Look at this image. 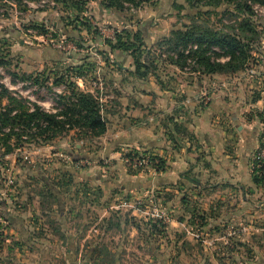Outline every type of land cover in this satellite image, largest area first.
<instances>
[{
    "label": "rangeland",
    "instance_id": "obj_1",
    "mask_svg": "<svg viewBox=\"0 0 264 264\" xmlns=\"http://www.w3.org/2000/svg\"><path fill=\"white\" fill-rule=\"evenodd\" d=\"M249 4L260 34L253 59L244 71L206 75L191 61L172 65L167 40L194 19L221 28L234 3L129 0L111 9L100 0H0V55L11 62L0 74L12 96L55 113L70 81L110 97L109 108L139 111L113 106L104 116L120 123L108 121L98 138L71 131L0 149V264H264V7ZM118 37L131 52L111 49ZM137 58L145 77L136 76ZM80 67L83 80H62ZM207 110L226 138L189 133V146L181 143L175 126L187 132L188 117ZM131 121L155 138L110 139ZM183 149L189 167L176 160ZM175 172L188 180L175 181Z\"/></svg>",
    "mask_w": 264,
    "mask_h": 264
},
{
    "label": "trees",
    "instance_id": "obj_2",
    "mask_svg": "<svg viewBox=\"0 0 264 264\" xmlns=\"http://www.w3.org/2000/svg\"><path fill=\"white\" fill-rule=\"evenodd\" d=\"M111 9H122L129 0H100ZM217 4L225 1L234 3L235 12L227 11L223 14L221 28L209 25V20L194 19L185 32H175L167 40L169 59L172 65L184 69L191 61L195 71L206 75L234 74L244 71L253 59V45L260 40V34L254 22L247 18L254 12L249 0H216ZM264 7V0H255ZM242 14L244 18H237ZM87 23L85 27H87ZM118 37L116 43L110 44L114 52H131V44L122 42ZM219 50L222 54L214 51ZM188 52V53H187ZM215 56V57H214ZM136 76L145 77L141 73L143 68L140 58L136 61ZM11 62L6 56L0 55V67L7 68ZM13 77H17L9 72ZM83 67L71 71L65 70L62 80L85 78ZM0 74V149L6 154L13 153L15 148L22 143L24 137L39 138L52 141L65 133L76 131L81 136L98 138L107 132L108 120L105 107L100 97L90 91H83L77 84L69 83L67 95H60L63 109L55 113L46 111L40 105L26 106L24 101H19L2 84ZM6 97L8 104L2 107V100ZM178 133L186 135L184 127L176 125ZM7 132V133H6ZM18 141L12 144V140ZM17 145V146H16ZM256 183L259 179L256 178Z\"/></svg>",
    "mask_w": 264,
    "mask_h": 264
},
{
    "label": "crops",
    "instance_id": "obj_3",
    "mask_svg": "<svg viewBox=\"0 0 264 264\" xmlns=\"http://www.w3.org/2000/svg\"><path fill=\"white\" fill-rule=\"evenodd\" d=\"M122 58L124 59L125 56L123 55ZM120 59L121 58L119 57L118 58L119 64H120V61H119ZM120 68L124 69V71L129 70L127 68V66H125V65H121ZM83 83L81 85H83ZM120 87L121 88L119 91H121V92L120 93L117 92L119 94L118 96H122L121 93H123L125 95V93L128 92L127 89H125L124 85H120ZM186 89H187L186 90L187 91V104H186L185 108H187V110L189 111L190 114H193L195 112V109H196V105H194V102H195V94H193L194 89L191 87H188V88L186 87ZM191 91H192V93H191ZM99 97H100L101 103L106 102V99L110 98L108 96L104 97V95H102V94L99 95ZM109 104H111V102ZM113 106H114V108L116 107V110L114 112H117V113L118 112L119 113L124 112V111L125 112L130 111V113L136 114L139 112L135 106H130V105L125 106L124 104H118V103H116L115 105H114V103L111 104L110 108L112 109V111H113ZM104 107H105L104 108L105 113L108 114V111L110 110L109 105H104ZM134 110H136V111H134ZM205 113H206L205 115H201L198 117H195L194 115H191L188 117V118H191V123L187 124L188 129L186 132V136L181 135V136H183L182 138L184 140L181 143H183V142L185 143L188 141V139L190 137L189 133H191L192 136H195L198 139H202L204 137H209V138L219 137L221 139L226 138V136H227L226 131L224 129L218 130L217 126H215L216 123L212 121V119H213L212 118V111L207 110ZM139 119H142V118L140 117ZM108 121H109V125H110V123L112 124V122L113 123L115 122V120H112V122H111L110 119ZM117 123H120V121H118L114 124L116 125ZM125 124L128 125V128H127V133H129L128 136L126 135L127 133H121L119 131L117 133H114L112 135V137L110 138L113 141H115L117 144H121V141L124 142V144H131V143H135L139 139H144V141H148V139L155 138V135L153 134V132L151 130L141 129V127L143 126V123H139L138 126L133 124V121H131L130 124L128 122ZM115 125L112 127H115ZM133 126H137V127H133ZM136 129L139 131H135ZM129 135H131V138H129L130 137ZM177 141L179 142L178 139H177ZM184 145L189 146L188 142L185 143ZM176 157H177L176 160L178 162L181 161L182 163L186 164V166L189 167V164L191 163V156H190V151H188V149L187 150L183 149V150L179 151L176 154ZM184 174H185V172H175L173 174V177H174L173 179L175 181H179V180H182V181L186 180L187 181L188 178L183 176ZM124 177L125 176L123 175V177H118L117 179L113 180V184L118 185L122 180H124ZM235 181H237V179H235ZM230 185L235 187V185H237V184H235L234 182H231ZM123 187L124 186H121V188H123Z\"/></svg>",
    "mask_w": 264,
    "mask_h": 264
}]
</instances>
